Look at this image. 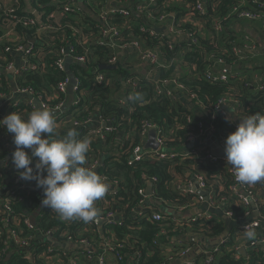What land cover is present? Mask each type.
I'll list each match as a JSON object with an SVG mask.
<instances>
[{
	"label": "trees",
	"instance_id": "1",
	"mask_svg": "<svg viewBox=\"0 0 264 264\" xmlns=\"http://www.w3.org/2000/svg\"><path fill=\"white\" fill-rule=\"evenodd\" d=\"M184 1L187 3L195 2V0ZM22 2L24 8L31 10V8L35 7L41 10V20L44 22L47 21V17H49L50 14H55L56 17L51 19L54 20L53 22H59L63 27V33L66 34L69 45L81 50L82 46L79 44V38H82L84 39L85 47L97 48L93 60L91 58L92 66L88 64V69L75 63L71 64V66L69 65L70 70L76 72L80 78L82 87L89 90V96L85 101V111L82 113L83 118L88 116L91 112H96L100 116L112 121V123L119 128L121 133H127L133 128L139 127L142 120H151L161 128L165 140L167 141L166 150L179 152V148L186 142L190 126H194L199 120L193 119L192 123L187 122L189 116H194L193 107L185 103L186 100H190L189 97L182 95L183 99L175 93L173 95H167L164 92L158 94L155 90L156 82L153 79H146L142 74V81L139 84V88L134 92V96L137 93L143 95L144 99L142 103L130 99L125 100L124 98L122 99V103H120L119 94H116L117 91H113L109 88L100 90L90 88L93 78V66L101 63L103 64L107 59V51L110 47L108 45L109 41L104 44L99 43L104 37L102 30L106 25H104L101 20L94 19L87 13L78 15L76 9L82 12V7H84L78 1L71 7H65L67 0H22ZM159 2L164 5L166 12H173L175 14L171 20H175L177 29H182L185 33L193 32L194 36L197 37L195 44H190L188 41L181 40L177 41L176 46L171 48L168 43L170 38L167 35L162 36V34H158V36H156L150 35L148 32L140 31L142 25L147 24L146 27H154L156 23L152 21H143L136 14L135 9L137 3L133 8L130 7L131 11L128 17L119 13L110 14L108 22L111 26H115L120 30L122 37H125L123 40L124 42L135 39L143 43L145 47L160 48L163 54V60L168 62L166 67L160 69V78H177L178 81L185 85L187 91L196 93L199 101H201L204 106L203 111L207 113V115H215L216 118L212 119L211 123L215 126L218 134L224 136L225 140L236 128L230 126L229 122L226 121L222 114L216 109V104L221 97L229 96V99H236L239 102L238 106H233V114L238 118H243L255 113L264 114V66L256 65L253 62L257 53L251 54L245 52L244 55H236L232 51V45H242L248 41L247 38L251 39L248 34L236 35L233 32L234 28L238 25L241 27L246 23L260 22V26L264 31V7H260L259 2L254 0H208L205 13L200 14L195 11L193 5L191 11H188L181 1H171L167 3V0H159ZM89 5L94 12L98 13L102 9L104 3L94 4L92 1H89ZM245 10L258 13L260 17L252 20L240 17V12ZM187 12L190 13L188 20L186 22L179 21V18ZM30 15H32V13ZM199 19L205 21L207 26L206 31L202 32V29L197 24ZM215 21H219L222 27L218 32H216L212 26ZM17 27H19L20 32H26L27 34L35 31L21 24L17 25ZM54 34V32H46L39 35L42 46H47L48 41ZM206 35H209V37H206ZM54 36H56V34ZM118 42L120 43L122 41ZM5 44L6 41L1 40L0 48L4 47ZM187 47L193 48V50L186 51L185 48ZM136 55L135 53L134 57H137ZM127 58L128 57L120 58L117 65L128 63L129 59ZM57 59L58 56L54 53L47 55L41 61L47 71L41 74L26 73L20 78V84L33 86L37 90H50L49 86L51 82L63 80L66 76L65 70L56 68L55 63ZM181 59L189 63L193 71L192 74L181 73V71L176 68L177 66H181V64L178 63ZM131 64L135 63L132 61ZM227 65L232 66L229 73H239L242 78L229 77L227 81H219L217 79L209 81L207 78L208 71H211L213 76L218 75V70L224 69ZM110 72L114 73L115 77L128 75L127 70H124L121 66L115 67L110 70ZM1 78L7 83L6 74H3ZM190 101L194 103L195 107L197 106L196 100L192 99ZM27 116L24 118H27ZM86 129H88V127L82 126L77 136L78 139L85 138L83 134ZM6 134H8L7 131ZM86 138L90 139L87 136ZM90 140L91 146L87 154V160L91 159V155L93 154L92 150H95L99 157L101 159L103 158V164L99 169L100 173L111 182L114 180L118 181L114 189V194L109 195L106 193V195L102 199L96 201L95 204L98 213L115 210L117 215L120 216V224H118V222L115 224L107 223L101 227L104 235L111 236L117 242L121 243L116 246L115 252H113L119 255V257L111 255L106 260L107 264H167L171 258H179L180 251L185 247V249L189 247L190 249L192 248L193 242L190 240L191 236L198 235L200 238L204 239L213 238L220 236L227 229L226 221L220 216L219 221L200 218L197 221L189 220L179 226H174L170 223V225L162 227L161 222L153 221L150 218L138 219L135 215V210L139 207L138 202L145 194V185L142 181L146 177H148L147 180L151 178L155 180L153 183V198L156 202L160 203V205L155 204V207L159 209L163 215H166L163 208L168 211H175L191 202L189 196L179 193L172 187V170L181 173L182 176L185 177V173L190 168V165H194L196 170L198 166L205 168L206 175L208 176L214 172L223 174L224 169L222 167L218 165H209L207 167L200 166L198 162L189 157H181L175 162L168 159H148L139 162H131V157L129 155L132 145L131 139H126L123 136L122 138H118V134L107 133L104 140L101 138ZM2 147H4L3 144ZM110 151H114L116 157L112 158ZM6 153H8V150L5 149L3 153L0 152V156ZM33 183L36 185L34 180ZM261 184H264V181L248 186L250 188H255ZM42 197L43 191L41 188L37 187V191L25 194L24 201L19 203L15 211L17 213L22 212V215L29 217L38 213L37 216H35V223L39 229L44 232L50 230L56 239L59 238L61 234V229L55 228L58 225L64 230H67L69 234L78 238L82 236L86 226L94 223L93 221L85 223L83 220L78 221L77 219L74 220L78 222L74 220L64 221L60 216H50L49 209L41 207ZM105 199L107 203L103 202ZM144 208H146V206ZM233 209L235 218H238L240 214L247 211L249 207L235 205ZM260 214L264 216V202L260 205ZM74 223L76 224L74 225ZM238 227L239 226L231 227L228 241L222 244L218 251L215 252V258L212 262H204V254L202 253L199 254L194 263L190 264H264L263 250L257 251L253 249L243 255L235 254L236 244L240 242H250L243 237L237 238L235 230ZM163 228L167 230V233L160 235ZM251 228L256 231L258 234L257 236L264 237V220H260L259 225L252 226ZM36 234L37 232L34 229L25 231L26 236H35L32 241V246L16 254L13 258L6 257L0 261V264H36L38 262L45 263L46 261H56L67 264L70 259H76L79 264H98L95 258H87L86 251L76 255V251L64 250L71 252L70 256H64L60 252L61 246L59 245L54 246L55 249L53 252L47 253L42 257L41 254L44 252L43 250H46L51 242L46 238L44 239L38 235L36 236ZM83 234L87 235L88 233L85 232ZM173 237H176V239L173 240ZM94 240L99 243L98 235L94 237ZM179 240L184 241L180 244ZM57 241L61 244L62 239ZM27 251L32 252L31 257L25 256ZM94 255H96V253H94Z\"/></svg>",
	"mask_w": 264,
	"mask_h": 264
},
{
	"label": "built area",
	"instance_id": "2",
	"mask_svg": "<svg viewBox=\"0 0 264 264\" xmlns=\"http://www.w3.org/2000/svg\"><path fill=\"white\" fill-rule=\"evenodd\" d=\"M77 1L84 6L82 7V12L76 9L78 15L87 13L94 19L101 20L104 25H106L102 30L104 37L99 43L104 44L109 41L108 45L110 46L107 51V59L104 63L93 66V78L90 88L99 90L109 88L113 91H117L116 94H119L118 96L120 97L119 102L122 103L123 98L128 100L130 97L134 96V92L138 90L139 84L142 81V74L146 79H153L156 82L155 90L158 94L164 92L167 95H173L174 93L179 96L185 95L189 97L190 100L193 99L197 101L196 107L204 109L197 94L187 91L185 85L178 81L177 78H160L159 71L161 68L166 67L168 62L163 60V54L159 47H145L143 43L135 39L124 42L123 40L125 37H122L120 30L115 26H111L108 22L110 14L119 13L128 17L131 11L130 7L133 8L137 3L135 11L143 21H152L156 23L155 25L166 23L168 33H158L157 26L146 27L147 24L142 25L140 31L148 32L150 35L156 36H158V34H162V36L167 35L171 38L170 41H168L171 48L176 46L179 37H183V40L188 41L190 44H195L197 37L194 36L193 32L185 33L182 29H177L175 20H171L175 14L173 12H166L164 5L160 4L159 0H136L135 2L131 0H118L117 2H113V0H67L65 7L74 6ZM89 1H92L94 4L104 3L100 12H94L93 9L90 8ZM171 1H181L188 11H191L193 5L195 11L200 14L205 13L206 3L208 2V0H195L194 3H187L184 0H167V3ZM254 1L259 2L260 7H264V1ZM31 13L32 15H30ZM41 16V10L35 7L31 8V10L24 8L22 0H0V41H6L5 46L0 48V120L14 111L24 118L39 106L53 113L57 122V138H63L69 127L70 129H76L77 133H79L82 126H86L88 129L84 130L83 134L85 138L87 136L90 139L101 138L104 140L107 133H114L118 134V138H122L123 136L126 139H131L132 145L129 151L131 162H139L148 159H168L175 162L181 157H189L198 162L200 166L207 167L209 165H218L224 169L223 174L214 172L207 176L205 168L198 166L196 170L194 165H190V168L185 173V177L182 176L181 173L172 170V187L179 193L189 196L191 202L175 211H168L167 209H165V211L163 208L167 216L163 215L162 212L155 207V204L160 205V203L156 202L153 198V183L155 180L153 178L147 180L148 177H146L142 181L145 185V194L138 202V209H134L138 219L150 218L153 221L161 222L162 227H165V225H170V223L174 226H179L189 220L197 221L200 218L219 221L220 217L224 219L223 217L225 216L229 221L233 222L245 221L253 218L250 223L239 225L235 230L237 238L243 237V231L246 227L257 226L260 220H264V216L260 214V205L264 202V184L255 188H250L248 185L239 183L235 179L231 166L226 164V158L219 157L212 152V144L217 145L218 148L221 149H224L225 146L224 136H220L215 126L211 123V120L216 118L215 115L210 116L204 112L203 114L195 113L194 116H189L187 118L188 123H192L193 119L199 120L194 126H190L186 142L179 148V152L166 150L167 141L165 140L162 130L151 120H142L139 127L133 128L130 132L121 133L119 128L115 126L112 121L100 116L96 112H91L88 116L83 118L82 113L85 111V101L89 96V90L82 87L81 80L76 72L70 70V67L69 69L67 68V61L69 59L71 60L70 66L74 63L79 65L84 64L85 66L83 67L88 69V64L92 66V60L97 52V48L85 47V42L82 38H79V44L82 46L81 50L69 45L66 34L63 33V27L59 22H53L54 20L51 19L56 17L55 14H50L45 22L41 20ZM239 16L250 20L260 17L258 13L250 10L241 11ZM182 17H185L187 21L190 17V13H185V15L179 18V21ZM19 24L26 28L34 29L35 31L29 34L20 32L19 27H17ZM212 26L216 32L222 29L219 21L213 22ZM46 32H54L56 36H54V34L51 37L47 46H42L39 35ZM26 37L28 38L26 39ZM247 40L248 41L242 45H232V51L236 55H244L245 52L251 54L258 53L256 43L252 39L247 38ZM118 41L122 42L119 43ZM129 49L136 52L138 58L137 63L131 64L121 62L122 64L117 65L120 58L129 56ZM185 49L186 51L193 50V48L190 47ZM12 53H18L20 55V62L16 63V65L14 64ZM51 53L58 56L55 65L56 68H61L66 71L65 78L57 82H51L49 86L50 90H37L33 86L20 84V78L26 73H45L47 69H45L41 61ZM100 65L115 66L116 68L121 66L124 70H127L128 75L115 77V74L110 72L112 69H101ZM16 66L17 68H15ZM137 66L138 68H136ZM140 66L144 67V72L141 71ZM228 66L230 65H227L224 69L218 70V75L213 76V73L208 71L207 78L209 81H214L215 79L227 81L229 77L242 78L239 73H229L230 69ZM11 70L14 71L13 85L10 84L8 76L7 83L1 78L3 74L7 75V72ZM156 75H159L158 79L155 78ZM70 96H72V100L68 105ZM238 104L239 102L236 99H229V96H223L218 100L216 109L226 120V116L232 115L230 114V109H232L230 107L238 106ZM238 123V117L232 115V122H229V125L236 128ZM104 124H106V126H104ZM152 129L156 130V141L159 143V146L157 148H146L145 145L150 139L148 133ZM1 143L4 147H2ZM5 149L8 150V153L0 156V160L2 161L0 165V261L6 257L13 258L16 254L31 247L35 236H26L25 231L33 229L37 232L36 236L38 235L44 239L52 237L56 243H60L57 240L62 239L61 244H70L84 248L69 249L61 247L60 252L64 256L71 255V252L64 250L76 251V255L86 251L87 258H95L98 264H107L106 260L111 255L119 257V255L113 252H115L116 246L121 243L117 242L111 236L104 235L101 228L107 223H121L119 222L120 216L117 215L115 210L98 213L97 217L104 221L103 224L99 225L94 219V223L86 226L85 231H83V233L86 232L88 234L85 235L82 233V236L78 238L69 234L68 231L64 230L61 226H56L55 228L61 229L60 237L57 239L50 230L44 232L39 229L35 223V214L29 217L22 215V212L17 213L15 211L16 207L19 203L24 201L25 194L37 191V186L33 183V180L30 181L20 178L19 171L22 170L18 171L12 162V153L15 150L13 134H6V129L0 127V152L3 153ZM26 151L31 154L30 150L26 149ZM92 153L91 159L86 161L85 166L91 167L104 179V181H108L111 186L108 187L107 194H114V189L118 181L114 180L111 182L100 173L99 169L103 164V158L101 159L95 150H92ZM110 154L112 158L116 157L114 151H110ZM37 160L38 158H33L31 165L34 171ZM148 187H152L153 189L151 195L147 193ZM197 189L204 190L205 193L200 194ZM103 202L107 203V200L105 199ZM197 204H205L210 211L184 216L183 213L185 211L190 210ZM235 205L249 207V209L243 214H240L238 218H235L233 209ZM145 206L146 208H144ZM49 211L50 216H60L53 210L49 209ZM75 224L76 223H74V225ZM230 229L231 227L227 225V229L220 236L206 239L199 237L202 241H219L217 247L205 248L203 251L204 262L210 263L213 261L215 252L218 251L222 244L228 241ZM164 233H167L165 228L160 232V235ZM226 233L227 235H225ZM96 235H98L99 243L94 240ZM241 247L264 251V237L257 236L256 239L250 242H240L236 244L235 250L241 253ZM54 249V246L52 247L49 245L46 250H43L44 252L41 256L44 257L47 253L53 252ZM189 250L190 249H185L181 251L180 257L183 259L189 253ZM94 253H96V255H94ZM25 256L31 257L32 252L27 251ZM36 264L62 263L46 261L45 263L38 262ZM67 264L79 263L76 259H70Z\"/></svg>",
	"mask_w": 264,
	"mask_h": 264
},
{
	"label": "clouds",
	"instance_id": "3",
	"mask_svg": "<svg viewBox=\"0 0 264 264\" xmlns=\"http://www.w3.org/2000/svg\"><path fill=\"white\" fill-rule=\"evenodd\" d=\"M130 99L142 103L144 98L137 93ZM226 120L232 122V116H226ZM239 121L225 140L226 164L239 183L255 185L264 181V114L255 113ZM0 127L13 134L12 162L18 171L22 170L20 178L34 180L42 189V207L57 212L63 220L87 223L97 217L96 201L106 195L108 185L96 171L85 166L90 139H78L74 128L57 138L53 113L39 106L27 118L15 111L10 113L0 120ZM33 158H38L35 171L31 166ZM243 237L252 241L257 233L246 227Z\"/></svg>",
	"mask_w": 264,
	"mask_h": 264
},
{
	"label": "crops",
	"instance_id": "4",
	"mask_svg": "<svg viewBox=\"0 0 264 264\" xmlns=\"http://www.w3.org/2000/svg\"><path fill=\"white\" fill-rule=\"evenodd\" d=\"M117 1L118 0H113V2H117ZM180 21H186V18L185 17H182L180 19ZM197 24L202 29V32L207 30V26H206V23H205L204 20L199 19L197 21ZM260 24H261L260 22H255V23H246V24H244L241 27L238 25L237 27L234 28V31L233 32L236 35L237 34H243V35L248 34L250 36V38L256 43V45L258 47V50H257L258 53L255 55L256 58H255V60L253 62L256 65L264 66V31L262 30ZM156 28L158 30V33H164V34H167L168 33V31H167V24L166 23H159ZM206 37H209V35H206ZM27 38L28 37H26V39ZM173 38H174V36H173ZM181 40H183V38L182 37H179L178 38V41H181ZM135 53L136 52L133 51L132 49H129L128 50V55H129V56H127L128 57L127 59H129V62L128 63H131L132 61L134 63H137L138 58L137 57H134ZM12 57L14 59V64L15 65H16V63H19L20 62V55L18 53H12ZM178 63L181 64V66H177L176 68L179 69L181 71V73H191L192 74L193 71L191 70V67H190L189 63L185 62L183 59H181L180 61H178ZM249 63H251V62H249ZM15 68H17V66ZM136 68H138V66ZM228 68L231 70L232 66L230 65V66H228ZM68 69H69V67H68ZM140 69H141L142 72H144V67H141L140 66ZM14 71H15V69H14ZM14 71L11 70V71L7 72V76H8V79H9V82H10L11 85H13L12 84V81H13ZM180 97L183 98L182 95H180ZM70 98L72 99V96H70ZM185 103L188 106L193 107L194 115H195V113H199V114H203L204 113V111H203L204 109H202L200 107H195V105H194V103H192V101L186 100ZM230 108H232V109H230L231 110V113L230 114L234 115L233 114L234 113V108L232 106ZM238 121H239V118H238ZM199 193L200 194H204L205 191L204 190H200ZM205 211H210L205 204H200V205L197 204L196 206L192 207L190 210L185 211L183 214H184V216H191V215L196 214L198 212L201 213V212H205ZM175 239H176V237H173V240H175ZM190 240L193 242V246H192L191 249H190V247L187 248V249H190L189 250V253L183 259L181 257H179V258H171L168 261L167 264H182V263H184V264H190V263H194L195 260L197 259V257L199 256V254H202L206 247H208V248H215L219 244V241L218 242L217 241L216 242H213V241L212 242L202 241V240H200V238H199L198 235L191 236L190 237ZM182 241H184V240H179V243L181 244ZM50 246L53 247L55 245H53L51 243ZM185 248L182 249L181 251L185 250ZM242 248H245V247H241V249ZM245 249H246V252L247 253L250 250H253V249H247V248H245ZM257 251H259V250H257ZM235 254L236 255H241V254L243 255L244 253H239L238 251H236ZM203 261H204V259H203Z\"/></svg>",
	"mask_w": 264,
	"mask_h": 264
},
{
	"label": "water",
	"instance_id": "5",
	"mask_svg": "<svg viewBox=\"0 0 264 264\" xmlns=\"http://www.w3.org/2000/svg\"><path fill=\"white\" fill-rule=\"evenodd\" d=\"M135 1H136V0H132V2H135ZM182 38H183V37H182ZM70 63H71V60L69 59V60L67 61V68L69 67ZM82 66H85V65L82 64ZM100 68H101V69H114L115 66L100 65ZM155 78L158 79V78H159V75H156ZM71 100H72V99L70 98V99H69V102H68V105L70 104ZM104 126H106V124H104ZM148 136H149L150 139H149V141L146 143L145 147H146V148H157V147L159 146V143L156 141V130H155V129L150 130L149 133H148ZM212 147H213V148H212V152H213V154H215V155H217V156H219V157H225L224 149L218 148V146L215 145V144H212ZM1 164H2V161L0 160V165H1ZM105 182H106V184L108 185V187L111 186L110 183H109L108 181H105ZM197 190H198V189H197ZM198 192H200V190H198ZM147 193L150 194V195L153 193V189H152V187H148V189H147ZM158 204H159V203H158ZM164 210H165V209H164ZM165 211H166V210H165ZM37 214H38V213H36L35 216H37ZM223 218H224V220L227 222V225H228L229 227H232V226H235V225L239 226V225H242V224H245V223H250V222L253 220V218H251V219H248V220H245V221L233 222V221H229L225 216H224ZM95 220L97 221V223H98L99 225H102L103 222H104V221L100 220V218H98V217H96ZM33 223H34V219H33ZM227 233H228V232H227ZM227 233H226L225 235H227ZM47 240L50 241L53 245H59V246H61V247H66V248H69V249H73V248L84 249V248H82V247L74 246V245H70V244H68V245H64V244L56 243V242L53 240L52 237H48ZM213 242H216V241H213ZM240 252L245 254V253H246V249H245V248H242Z\"/></svg>",
	"mask_w": 264,
	"mask_h": 264
}]
</instances>
